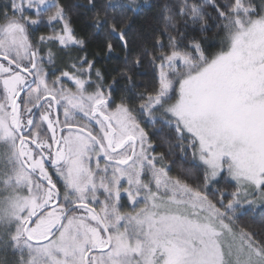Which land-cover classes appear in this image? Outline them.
<instances>
[{
  "label": "snow or ice",
  "instance_id": "1",
  "mask_svg": "<svg viewBox=\"0 0 264 264\" xmlns=\"http://www.w3.org/2000/svg\"><path fill=\"white\" fill-rule=\"evenodd\" d=\"M143 7L0 6V264H264V0Z\"/></svg>",
  "mask_w": 264,
  "mask_h": 264
},
{
  "label": "trees",
  "instance_id": "2",
  "mask_svg": "<svg viewBox=\"0 0 264 264\" xmlns=\"http://www.w3.org/2000/svg\"><path fill=\"white\" fill-rule=\"evenodd\" d=\"M7 0H0V6H2L4 3H6ZM69 3H82L84 0H68ZM139 3L144 5L141 14L139 17H134V24L133 27L135 29H139L142 24L145 23L146 19L154 17L157 13V9L155 5L162 3V0H139ZM151 6V7H149ZM211 35V34H209ZM209 43H214V41L209 40ZM96 51H99L96 49ZM122 53L117 50V52L113 55V58L111 61L107 60H101L99 66H102L105 70L111 72L113 69H116L119 67L118 63V57H121ZM141 75L137 77L138 82L142 83H148L150 80V73L151 69L145 64L143 68L140 69ZM149 132H151V129H149ZM161 151L166 150L165 149H159ZM171 159L176 160V164L173 165L172 174L175 175L182 167H186L187 165L179 159L178 156H173ZM237 227H244L251 229L253 231H258L261 227L260 217H251V216H244L241 218V220L237 221Z\"/></svg>",
  "mask_w": 264,
  "mask_h": 264
}]
</instances>
